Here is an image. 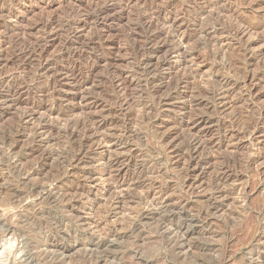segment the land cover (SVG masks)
Returning a JSON list of instances; mask_svg holds the SVG:
<instances>
[{"label": "rangeland", "instance_id": "374dc122", "mask_svg": "<svg viewBox=\"0 0 264 264\" xmlns=\"http://www.w3.org/2000/svg\"><path fill=\"white\" fill-rule=\"evenodd\" d=\"M113 5L119 12L115 11V14L112 11L116 15H112V21L101 26H89L84 20L87 14L96 16L110 10L109 6L113 9ZM157 12L168 15L171 23H175L174 29L170 30L168 25L161 23L165 21L164 16H161L160 22L156 21ZM142 20L157 23L158 30L155 28L147 32L140 24ZM76 24L88 25V28L74 31ZM47 26H51L53 31ZM215 26L219 29L214 36L211 33ZM57 28L61 29L58 31ZM234 28L246 32L239 39H234L225 33L227 30L235 32ZM85 29H91L89 36L84 32ZM168 31H174V34L167 35ZM159 33L164 34V38L155 39L148 46L152 49H146L147 37ZM180 35L184 37V54L173 56L170 48L178 46ZM98 37L101 39L97 41ZM68 38H73L74 45L67 44ZM84 41H92L96 45L83 46ZM39 45L47 47V51L42 59L35 53L36 62L33 57L32 63L17 50H33ZM81 47L84 48L81 50ZM71 50L77 51L76 57L69 54ZM0 58V96L3 101L9 102L13 98L18 102V110L0 108V264H264V121L261 122L259 117L260 109L264 106V0H0ZM146 61L150 62L148 66L143 65L148 63ZM41 64L49 65L48 71ZM74 67L77 76L81 80L88 79L87 87L91 86L87 92L90 93L87 96L90 101H86V106H83L84 103L79 104L81 93L74 91L73 78L66 83L59 78L60 74ZM143 67L155 69L150 74L142 72L140 68ZM53 72L57 75H53ZM118 74L135 75L136 80H150L149 86L145 83L130 85L128 92L132 95V103L135 106L138 104L134 106L137 110L152 108L144 110L147 114L143 113L144 108L131 112L132 118L128 120L132 121L134 137L124 141V152L130 153L124 154L131 162L122 172L107 166L105 168L112 154L104 147L93 148L88 153L89 157L81 155L83 152L78 150L84 143V137L81 136L83 132L71 134L76 124L90 125L88 118L93 113L99 120L102 116L106 118L104 130L119 129L124 117L118 112V96L113 88L114 78ZM150 75L152 77L149 79ZM252 76L255 78V87L245 80V77ZM175 83L179 86L177 94L169 90ZM20 87L24 91L17 95L16 88ZM217 89L220 92L232 90L225 103L218 104V109L222 110L220 114L211 108ZM159 98L164 101L161 113L156 109ZM93 102L99 104L96 106ZM37 107L43 108V114L36 115L32 125L22 123V114H33L30 111ZM139 113L143 115L138 116ZM55 115L58 119H74L65 127V123L57 121ZM108 115L111 117H106ZM203 115L209 116L214 122L223 121L228 126L221 132L216 123L208 125L210 131L207 126H195V122ZM78 117L79 122L75 120ZM140 119L145 123H140ZM254 121L260 123L262 129L255 139H229L234 131L236 134L238 129ZM39 125L46 130H39ZM113 126H117V129ZM50 129L54 133L51 132V139L47 134ZM204 131L208 132L207 139L213 143L211 147L214 149L202 152V156L207 159H211L213 154L219 156V162H213L216 167L230 165L246 184L247 196L244 200L247 202L242 204L244 207L242 202L233 204L234 207L226 206L217 214L218 217L208 212L205 199L183 195L184 166H175L169 157L176 156L162 153L163 145L158 137L168 135L177 144L186 145L191 136L203 135ZM219 140L222 145L217 150ZM213 175V170L206 174L207 184H211ZM90 177L95 178L89 180ZM150 178L157 187L162 185L164 189L172 188L175 196L180 198L177 201L179 203L164 210L152 207L143 214L148 198L138 189V192L124 194L126 201L121 205L124 209L116 211L114 193L111 191L112 195L109 192L115 179L131 180L138 185Z\"/></svg>", "mask_w": 264, "mask_h": 264}, {"label": "bare ground", "instance_id": "6f19581e", "mask_svg": "<svg viewBox=\"0 0 264 264\" xmlns=\"http://www.w3.org/2000/svg\"><path fill=\"white\" fill-rule=\"evenodd\" d=\"M107 1V0H106ZM110 1V0H109ZM112 2V1H111ZM118 2V1H117ZM102 4V3H101ZM105 4V3H104ZM111 4V3H110ZM96 5H98V4H96ZM100 5V4H99ZM106 5V4H105ZM117 6V5H116ZM94 7H96V6H94ZM103 7H104V5H103ZM93 8V7H92ZM99 8H100V10H101V7L99 6ZM109 8H111L110 10H106V11H104V12H101L100 14H95L96 16H92V15H86V17H85V21H86V23L90 26V25H99V26H101V24L103 25V24H106L107 22H109V21H112V15H113V13H112V11H114V13L116 14V12H119V11H116V7L113 5V9H112V6H109ZM94 11H95V9H93ZM91 11V10H90ZM116 11V12H115ZM97 12V11H96ZM89 13V12H88ZM90 13H92V12H90ZM99 13V12H98ZM112 13V14H111ZM79 15V14H78ZM94 15V14H93ZM153 15V14H152ZM82 16V15H81ZM114 16V15H113ZM116 16V15H115ZM114 16V17H115ZM154 16V15H153ZM161 16H164V18H165V21H162L161 23L163 24V25H168V28L170 29V30H172V28H173V26H174V24H172L171 23V21H170V17H168V15H164V14H162V13H160V12H157L156 13V15H155V19H156V21H159L160 22V18H161ZM170 16V15H169ZM84 17V16H83ZM152 17V16H151ZM75 19H76V17H75ZM80 19H83V18H80ZM150 19V18H149ZM74 20V19H73ZM76 21H78V20H76ZM72 22V21H71ZM114 22V21H113ZM241 22V21H240ZM239 22V23H240ZM54 23V22H53ZM52 23V24H53ZM74 23V22H73ZM48 24V23H47ZM70 24V23H69ZM68 24V25H69ZM72 24V23H71ZM141 25H142V27L147 31V32H149V31H153L157 26H158V24L157 23H153L152 21L150 22H148V21H144V20H142L141 21V23H140ZM243 24V23H242ZM56 25V24H55ZM67 25V24H66ZM77 25V24H76ZM87 25V26H88ZM87 26H81L80 24L79 25H77L76 26V28L74 29V31H78V28H86ZM212 26H214V25H212ZM242 26V25H241ZM48 28H50V30L52 29V31H53V28H51V26H47ZM57 26H55L54 28H56ZM59 27H61V25L59 26ZM68 27V26H67ZM75 27V26H74ZM175 27H177V26H175ZM62 28V27H61ZM61 28H59V30L61 29ZM73 28V27H72ZM88 28V27H87ZM93 28V27H92ZM98 28V27H97ZM167 28V29H168ZM218 28V27H217ZM45 29H46V27H45ZM44 29V30H45ZM63 29V28H62ZM67 29V28H66ZM157 29V28H156ZM174 29V28H173ZM219 29V28H218ZM218 29H216V26L215 27H212V33L211 34H214V36H215V34L216 33H218ZM228 29V28H227ZM231 29H233V28H231ZM235 29V28H234ZM248 29V28H247ZM55 30V29H54ZM56 30H58V28L56 29ZM55 30V31H56ZM58 30V31H59ZM69 30V29H68ZM83 30V29H82ZM81 30V31H82ZM90 30L91 29H89V31H86V29H85V33H86V35L88 34V36H89V32H90ZM144 30V31H145ZM158 30V29H157ZM156 30V31H157ZM178 29H176V31H177ZM51 31V32H52ZM64 31V30H63ZM70 31H72V30H70ZM97 31H98V29H97ZM165 31V30H164ZM167 31V30H166ZM220 31V30H219ZM78 32H80V31H78ZM93 32V31H92ZM96 32V31H95ZM99 32V31H98ZM246 32V31H245ZM245 32H243V31H241V29L239 28V29H235V32H233L232 30H227L225 33H228L232 38H234V39H239V37H241V36H243L244 34H245ZM54 32H52V34H53ZM69 33V32H68ZM67 33V34H68ZM72 33V32H71ZM91 33V32H90ZM152 33V32H151ZM156 33V32H155ZM177 33V32H176ZM209 33V32H208ZM64 34V33H63ZM76 34V33H75ZM173 35L174 34V31H173V33H170L169 31H168V33H167V35ZM46 35V34H45ZM58 35V34H57ZM60 35V34H59ZM62 35V34H61ZM73 35V34H72ZM86 35L84 36V38L86 37ZM92 35V34H91ZM99 35V34H98ZM149 35V34H148ZM147 35V36H148ZM164 34H162V33H159V34H156V35H152V36H146L147 37V39L145 40V43H146V49H148V50H150V49H152V48H148V46L155 40V39H157V38H160V37H163L164 38V36H163ZM171 35V36H172ZM176 35V34H175ZM49 36V35H48ZM67 36V35H66ZM78 36H80L79 34H78ZM87 36V37H88ZM100 36V35H99ZM102 36V35H101ZM100 36V37H101ZM183 36H184V33H183ZM182 35H180L179 36V44H178V46L177 47H173V48H170L171 49V53H172V55L174 56L175 54H177L178 56H180L181 54L183 55L184 54V51H182V47H183V37ZM211 36H213V35H211ZM224 36L226 37V34H224ZM52 38H54V35H52L51 36ZM57 37V36H56ZM63 37V36H62ZM100 37H98V39H97V41L99 40V39H101ZM166 37V36H165ZM169 37V36H168ZM173 37H176V36H173ZM223 37V36H222ZM44 38V37H43ZM50 38V37H49ZM48 38V39H49ZM58 38V37H57ZM83 38V37H82ZM90 38V37H89ZM169 38H171V37H169ZM12 39V38H11ZM19 39V38H18ZM55 39V38H54ZM69 39V42H67V44L69 45V44H71V45H74V43H73V41H72V39L71 38H68ZM168 39V38H167ZM167 39H165V40H167ZM174 39V38H173ZM178 39V38H177ZM40 40H41V38H40ZM44 40V39H43ZM50 40H51V38H50ZM61 40V39H60ZM78 40H80V39H78ZM88 40H90V39H88ZM172 40V39H171ZM174 40H176V39H174ZM39 41V40H38ZM46 41V40H45ZM61 41H64V40H61ZM83 41V40H82ZM96 41V42H97ZM23 42V41H22ZM25 42V41H24ZM74 42H76V40L74 41ZM20 43V42H19ZM47 43H48V41H47ZM61 43V42H60ZM63 43V42H62ZM79 43V42H78ZM86 42L84 41V44H83V46H88V45H93V46H95L96 44L95 43H92V41L91 42H88V43H86ZM164 43H165V41H164ZM178 43V42H177ZM14 43H12V45H13ZM17 44V43H16ZM20 44H22L23 45V43H20ZM34 44H37V43H34ZM33 44V45H34ZM98 44V43H97ZM166 44H167V42H166ZM169 44V43H168ZM15 45V44H14ZM19 45V44H18ZM29 45V44H28ZM27 45V46H28ZM44 45H46V44H44ZM50 45H54V44H50ZM70 45V46H71ZM152 45V44H151ZM173 45V44H172ZM30 46V45H29ZM58 46V45H57ZM61 46V45H60ZM63 46V45H62ZM92 46V47H93ZM171 46V45H170ZM175 46V45H174ZM14 47V46H13ZM23 47V46H22ZM39 48H37V47H35V48H33V50H30V49H27V48H18V46H17V48H15V49H17L18 50V53L20 54V55H23V56H25V57H27L29 60H30V62L32 63V61H33V57L35 58L36 57V55H35V53H37L38 54V56L42 59L43 58V56H44V54L46 53V51H47V47H43V45L41 46V45H39L38 46ZM66 47H68V46H66ZM91 47V48H92ZM150 47V46H149ZM13 48V49H14ZM28 48H30V47H28ZM54 48V47H53ZM55 48H58V47H56L55 46ZM69 48V47H68ZM79 48H80V46H79ZM82 48H84V47H81V50H82ZM73 49V48H72ZM76 50H78V48L76 47L75 48ZM90 49V48H89ZM145 50V49H144ZM143 50V51H144ZM147 50V51H148ZM57 51V50H56ZM79 51V50H78ZM58 52V51H57ZM57 52H55V53H57ZM66 52V51H65ZM64 52V53H65ZM151 52H153V51H151ZM55 53H53L54 55H55ZM63 53V54H64ZM144 53V52H143ZM169 53H170V51H169ZM15 54V53H14ZM69 54H71L72 55V57H76V54H77V51H75V50H71L70 51V53ZM68 54V55H69ZM80 54V53H79ZM148 54V53H147ZM168 54V53H167ZM176 55V56H177ZM17 56V55H16ZM171 56V55H170ZM6 57V56H5ZM38 57V58H39ZM52 57H53V55H52ZM56 57V56H55ZM71 57V58H72ZM144 57H145V55H144ZM172 57V56H171ZM17 58V57H16ZM47 58V57H46ZM48 58H50V57H48ZM57 58V57H56ZM1 59V58H0ZM14 59V58H13ZM76 59V58H75ZM23 60V59H22ZM21 60V61H22ZM50 60H52V58H50ZM77 60V59H76ZM1 61V60H0ZM16 61V60H15ZM42 61V60H41ZM45 61V60H44ZM93 61H95V60H93ZM92 61V62H93ZM8 62V61H7ZM17 62V61H16ZM29 62V61H28ZM34 62H36V58H35V61ZM56 62V61H55ZM98 62V61H97ZM146 62H148V63H143V65H146V66H148L149 64H150V62L149 61H146ZM13 63V62H12ZM15 63V62H14ZM23 63H24V61H23ZM95 63V62H94ZM18 64V63H17ZM21 64H22V62H21ZM28 64V63H27ZM38 64V63H37ZM44 64H45V62H44ZM42 65V67L44 68V70H47L48 71V66L49 65ZM58 64V63H57ZM98 64H99V62H98ZM4 65V64H3ZM10 65V64H9ZM23 65V64H22ZM21 65V66H22ZM29 65V64H28ZM92 65V64H91ZM95 66H96V63L94 64ZM154 65V64H153ZM5 66H6V63H5ZM4 66V67H5ZM19 66V65H18ZM38 66H39V64H38ZM66 66V65H65ZM71 66V65H70ZM90 66V65H89ZM146 66H144V67H146ZM158 66V65H157ZM157 66H155V67H157ZM84 67V66H83ZM141 67V66H140ZM140 68V70L142 71V72H149L150 74L153 72V70L155 69H153V68ZM6 68V67H5ZM5 68H3V69H5ZM9 68V67H8ZM22 68V67H21ZM40 68V67H39ZM42 68V69H43ZM49 68H51V66L49 67ZM53 68V67H52ZM92 67H90L89 69H91ZM160 68V67H159ZM158 68V69H159ZM60 69V68H59ZM96 69V68H95ZM98 69V68H97ZM153 69V70H152ZM163 69V68H162ZM233 69V68H232ZM7 70V69H6ZM38 70V69H37ZM86 70V69H85ZM151 70H152V72H151ZM185 70V69H184ZM0 71H2V67L0 68ZM58 71V70H57ZM79 71V70H78ZM82 71V70H81ZM92 71H94V70H92ZM36 72H38V71H36ZM44 72V71H43ZM52 72V71H51ZM55 72H56V70H55ZM87 72H88V70H87ZM130 72V71H129ZM1 73V72H0ZM45 73V72H44ZM49 73V72H48ZM54 73V72H53ZM110 73V72H109ZM112 73V72H111ZM131 73V72H130ZM129 73V74H130ZM149 73H148V75H149ZM156 73V72H155ZM3 74V73H2ZM5 74V73H4ZM3 74V75H4ZM59 74V73H58ZM97 74V73H96ZM114 74V73H113ZM117 74V73H116ZM44 75V74H43ZM52 75V74H51ZM53 75H57V74H53ZM87 75V74H86ZM85 75V76H86ZM90 75V74H89ZM112 75V74H111ZM119 75V74H118ZM126 75V74H125ZM125 75H119L117 78H114L115 80H114V82H113V88H114V91H115V93L117 94V96L118 97H116L117 98V109H118V112H119V114H121L122 115V117H124L120 122H121V124H119L120 125V127H119V125H118V127H119V129H117L115 126H113V127H115L117 130H114V131H106V130H104V128H105V123H106V118H104V116H102V114L103 113H101L100 115L102 116V118H101V120H99L97 117H95V116H93V114L91 115L92 117H90V118H88L90 121L88 122V123H90V125H88V126H86L85 124H83L82 123V125L81 126H79V125H77L76 124V126H75V124H74V126L75 127H73L72 128V126L70 127V128H72V132H71V134H77V133H81V132H83V135H81V136H83L84 137V143H83V145L81 146V148H79L80 150H78V151H80V152H83L81 155H83L84 156V154H85V156L87 155L88 156V153L91 151V150H93V148L95 149V148H100V147H104V148H106L107 150H109V152L112 154L111 155V159L108 161V162H106V165H105V168H106V166H107V168H115L118 172H122L123 171V169L125 168V167H127V166H129V164H130V159H128V157H127V155H125L124 153H126V151L124 152V149H125V143H124V141H126V140H129L131 137H134V136H132V134H133V128H132V121L130 122L128 119L131 117V112H134V111H132L133 109H136L135 107H137L138 106V104H137V102H136V106H135V104H133L132 103V101H131V99H130V96H132V95H130L129 94V86L130 85H137V83L139 84H141V83H145V84H148V86H149V84H150V80H148V79H146V80H142L141 78H139V76H138V80H136V76L135 75H128V76H125ZM146 75V74H145ZM144 75V76H145ZM154 75H156V74H154ZM45 76V75H44ZM93 76H95V75H93ZM113 76H116V75H113ZM144 76H142L143 78H144ZM48 77H50V76H48ZM58 77V76H57ZM136 77V78H135ZM149 77H152L151 75L150 76H148V78ZM10 78V77H9ZM14 78V77H13ZM59 78H60V80L61 81H63V82H65V81H68L70 78L73 80V83H74V91L76 92V91H79L81 94H79V95H81V96H79L80 97V101H79V104H81V103H84V105L83 106H86V101H90V100H88V98H87V96L90 94V93H88L87 94V92L88 91H90V90H88V88L90 89V87H87V80L88 79H84V80H81L80 79V77L79 76H77V71H76V68L74 67V68H70L69 70H66L65 72H63L62 74H60V76H59ZM90 78V77H89ZM110 78V77H109ZM39 79H40V77H39ZM47 78H45V80H46ZM150 79V78H149ZM156 79V78H155ZM154 79V80H155ZM254 79L255 78H253V76L251 77V78H246L245 77V80H246V82L249 84V85H251L252 87H255V85H254ZM6 80V79H5ZM38 80V79H37ZM111 80V79H110ZM7 81H8V79H7ZM55 81V80H54ZM58 81V80H57ZM112 81V80H111ZM110 81V82H111ZM181 81V80H180ZM50 82V81H49ZM56 82V81H55ZM54 82V83H55ZM176 82V81H175ZM245 82V85L247 84ZM15 83V82H14ZM13 83V84H14ZM18 83V82H17ZM21 83V82H20ZM66 83V82H65ZM152 83V82H151ZM174 83V82H173ZM172 83V84H173ZM224 83V82H223ZM8 84V83H7ZM25 84V83H24ZM68 84V83H67ZM112 84V83H111ZM154 84V83H153ZM176 84V83H175ZM219 84V83H218ZM227 84V83H226ZM5 85V84H4ZM73 85V84H72ZM135 85V86H136ZM157 85V84H156ZM167 85V84H166ZM168 85H170V83L168 84ZM231 85V84H230ZM12 85L10 84V87H11ZM18 86V85H17ZM20 86V85H19ZM23 86V85H22ZM50 86V85H49ZM53 86V85H52ZM94 86V85H93ZM147 86V85H146ZM220 86V85H219ZM224 86V85H223ZM223 86H220V87H223ZM8 87V86H7ZM56 87V86H55ZM145 87V86H144ZM152 87H153V85H152ZM161 87V86H160ZM225 87V86H224ZM233 87V86H232ZM27 88V87H26ZM96 88V87H95ZM149 88V87H148ZM167 88V87H166ZM170 88V87H169ZM168 88V89H169ZM2 89H4V88H2ZM17 90H16V94L17 95H20V94H22L23 93V91H24V89L23 88H16ZM32 89V88H31ZM57 89V88H56ZM63 89V88H62ZM157 89V88H156ZM179 86H178V84H176V85H174V87H172V88H170L169 90H171V91H176V94L177 93H179ZM218 89H219V87H218ZM217 89V91L215 92V90H214V92H215V94H213V99H214V105L211 107L212 109H213V112L215 111L216 113H219L220 114V112H222V110L220 111V109H218V104L219 103H225V101L224 100H226L229 96H230V93H231V91L230 90H225L226 92H220L219 90L221 89H219L218 90ZM233 89V88H232ZM6 90V89H5ZM15 90V89H14ZM26 90V89H25ZM46 90V89H45ZM57 90H60V89H57ZM91 90L93 91V89L91 88ZM131 90V89H130ZM151 90H153L152 88H151ZM162 90V89H161ZM167 90V89H166ZM223 90V89H222ZM8 91V90H7ZM42 91V90H41ZM66 92H67V90H65ZM92 91H91V93H92ZM114 91H113V93H114ZM132 91V90H131ZM131 91H130V93H131ZM15 92V91H14ZM49 92H51V90L49 91ZM58 92V91H57ZM62 92V91H61ZM93 92H95V91H93ZM158 92V91H157ZM209 92V91H208ZM211 92V91H210ZM220 92V93H219ZM29 93V92H28ZM65 93V92H64ZM68 93V92H67ZM96 93V92H95ZM95 93H94V95L93 96H95ZM99 93V92H98ZM97 93V94H98ZM134 93V92H133ZM212 93V92H211ZM253 93V92H252ZM5 94H7V93H5ZM54 94V93H53ZM156 94V93H155ZM169 94H170V92H169ZM168 94V95H169ZM27 95V94H26ZM42 95V94H41ZM49 95V94H48ZM58 95V94H57ZM77 95V94H76ZM101 95V94H100ZM114 95V94H113ZM134 95H136V94H134ZM154 95V94H153ZM16 96V95H15ZM47 96V95H46ZM50 96V95H49ZM56 96V95H55ZM90 96V95H89ZM155 96V95H154ZM175 96V95H174ZM209 95L207 94V97H208ZM13 97V96H12ZM32 97V96H31ZM30 97V98H31ZM52 97V96H51ZM100 97V96H99ZM111 97V96H110ZM134 97V96H133ZM137 97V96H136ZM157 97V96H156ZM161 97V96H160ZM170 97V96H169ZM211 97H212V95H211ZM5 98H6V96H5ZM14 98H16V97H14ZM34 98V97H33ZM43 98V97H42ZM49 98V97H48ZM48 98H46V99H48ZM55 98V97H54ZM53 98V99H54ZM60 98V97H59ZM96 98V97H95ZM139 98V97H138ZM210 98V97H209ZM208 98V99H209ZM11 99V98H10ZM23 99V98H22ZM21 99V100H22ZM29 99V98H28ZM49 99H51V98H49ZM61 99V98H60ZM64 99V98H63ZM79 99V98H78ZM101 99H102V97H101ZM109 98H107V100H108ZM114 99V98H113ZM68 100V99H67ZM103 100V99H102ZM106 100V101H107ZM110 100V99H109ZM133 100V99H132ZM137 100V99H136ZM141 100V99H140ZM139 100V101H140ZM156 100V99H155ZM212 100V99H211ZM8 100H4L3 101V98L0 96V108L2 109L3 107H5V108H7V110H9V109H15L16 108V106H17V104H18V102L16 101V100H14L13 98L11 99V101H9V102H7ZM44 101V100H43ZM52 101V100H51ZM110 101H112V99L110 100ZM115 101V100H114ZM113 101V102H114ZM21 102V101H20ZM40 102V101H39ZM46 102H47V100H46ZM54 102V101H53ZM71 102V101H70ZM76 102V101H75ZM78 102V101H77ZM213 102V101H212ZM44 103V102H43ZM52 103V102H51ZM55 103V102H54ZM86 103V104H85ZM89 103V102H88ZM140 103H141V101H140ZM158 103V102H157ZM164 103V101L161 99V98H159V103L157 104L158 106V108H156V109H158V112L159 113H161V108H162V104ZM27 104V103H26ZM50 104V103H49ZM57 104V103H56ZM65 104V103H64ZM66 104H67V102H66ZM70 104V103H69ZM78 104V103H77ZM99 103L98 102H93V105H98ZM104 104V103H103ZM106 104V103H105ZM116 104V103H115ZM143 104H145V103H143ZM156 104V103H155ZM39 105V104H38ZM63 105V104H62ZM72 105V104H71ZM140 105V104H139ZM142 105V104H141ZM154 105V104H153ZM224 105V104H223ZM53 106V105H52ZM82 106V105H81ZM88 106V105H87ZM103 106V105H102ZM116 106V105H115ZM135 106V107H134ZM144 106V105H143ZM210 106V105H209ZM225 106V105H224ZM26 107V106H25ZM69 107V106H68ZM113 107V106H112ZM142 107V106H141ZM4 108V109H5ZM19 108V107H18ZM29 108V107H28ZM31 108V107H30ZM33 108V107H32ZM56 108V107H55ZM109 108V107H108ZM144 107H142V108H140V109H143ZM223 108V107H222ZM20 109V108H19ZM21 109H23V107H21ZM49 109V108H48ZM53 109V108H52ZM64 109V108H63ZM67 109V108H66ZM70 109V108H69ZM139 109V110H140ZM3 110V109H2ZM16 110H18L17 108H16ZM29 110V109H28ZM42 110H43V108H41V107H37V108H35V110H29L30 112H32L33 114H28V113H23L22 114V117H21V121H22V123H24V124H26V125H28V124H33L34 122H35V119H36V117L38 116V115H40L41 116V114H43L42 113ZM49 110H51V109H49ZM57 110V109H56ZM72 110V109H71ZM89 110V109H88ZM101 110H103V109H101ZM137 110V109H136ZM139 110H137V111H139ZM144 110L146 111V110H152V108H147V107H145L144 109H143V113H144ZM23 111V110H22ZM47 111V110H46ZM92 111V110H91ZM24 112V111H23ZM60 112V111H59ZM90 112V111H89ZM141 112V111H140ZM156 112H157V110H156ZM155 112V113H156ZM46 113V112H45ZM44 113V114H45ZM61 113V112H60ZM83 113H84V111H83ZM86 113V112H85ZM108 113V112H107ZM110 113V112H109ZM143 113L142 114H140L139 113V115L138 116H140V115H143ZM146 113V112H145ZM144 113V114H145ZM148 113V112H147ZM146 113V114H147ZM150 113V112H149ZM153 113V112H152ZM20 114V113H19ZM57 114V113H56ZM204 114H206V113H204ZM37 115V116H36ZM47 115V114H46ZM60 115V114H59ZM58 115V116H59ZM66 115V114H65ZM69 115V114H68ZM67 115V116H68ZM98 115V114H97ZM107 115V114H106ZM135 115H136V113H135ZM152 115V114H151ZM157 115V114H156ZM159 115V114H158ZM207 115H209V113L207 114ZM40 116H39V119H42V118H40ZM71 116H72V114H71ZM74 116V115H73ZM82 116V115H81ZM80 116V117H81ZM84 116V115H83ZM82 116V117H83ZM90 115H88V117H89ZM110 115H108V116H106V117H109ZM114 116H115V113H114ZM117 116V115H116ZM149 116V117H148ZM154 116V115H153ZM18 117H20L19 115H18ZM43 117V116H42ZM51 117V116H50ZM53 117V116H52ZM66 117V116H65ZM75 117H76V114H75ZM111 117V116H110ZM121 117V118H122ZM145 117V116H144ZM147 117L148 118H150V115H147ZM147 117H146V119H147ZM220 117V116H219ZM259 117H260V120H261V122H263L264 121V106H262L261 107V109H260V114H259ZM55 118H57V121L59 120L60 121V123L61 122H63V123H65L64 125H65V127H68V125H66V124H69V123H71L70 122V120L73 118V117H71V119L70 120H67L68 118H65V120L64 119H62V118H60L59 117V119H58V117L55 115ZM84 118V117H83ZM114 118V117H113ZM118 118V117H117ZM127 120H126V119ZM132 118V117H131ZM139 117H136V120L138 119ZM49 118H47V120H48ZM50 119H52V118H50ZM54 119V118H53ZM61 119L63 120V121H61ZM74 119V118H73ZM86 119V118H85ZM84 119V120H85ZM87 119V120H88ZM46 120V121H47ZM76 121L78 120V122H79V117H78V119L76 118L75 119ZM84 120H83V122H84ZM124 120V121H123ZM135 120V119H134ZM139 120V119H138ZM21 121H19V122H21ZM51 121H54V120H51ZM50 121V122H51ZM56 121V120H55ZM256 121V120H255ZM253 122V123H251V124H248V125H246V126H244V127H242V128H240V129H238L237 130V132H236V134H235V131L231 134V137L229 138V139H234V138H249V139H253L255 136H257V135H259V133H261L262 132V129H261V127H260V123H258V122ZM40 122H41V120H40ZM44 122V121H43ZM49 122V123H50ZM136 122V121H135ZM143 122H144V120H143ZM231 122V121H230ZM229 122V123H230ZM39 123V122H38ZM42 123V122H41ZM51 123H53V122H51ZM136 123H138V122H136ZM135 123V124H136ZM140 123H142L141 122V119H140ZM139 123V124H140ZM145 123V122H144ZM144 123H142V124H144ZM213 123H216V127L218 128V131H222V130H224V129H226L227 128V126H226V123L225 122H223V121H220V120H217V121H212V119L209 117V116H205V115H203L202 117H200L196 122H195V126H197V127H199V126H201V125H204V126H207L208 127V125H212ZM217 123H218V125H217ZM228 123V124H229ZM21 124V123H20ZM37 124V123H36ZM56 125H57V123H55ZM87 124V123H86ZM111 124V123H110ZM134 124V125H135ZM23 125V124H22ZM42 125V124H41ZM46 125V124H45ZM49 125V124H48ZM51 125H53V124H51ZM116 125V124H115ZM54 126V125H53ZM59 126V125H58ZM58 126H57V128H58ZM70 126V125H69ZM112 126V125H111ZM110 126V127H111ZM138 126V125H137ZM137 126H135L136 128H137ZM140 126V125H139ZM33 127H34V125H33ZM38 127V126H37ZM62 127H63V125H62ZM230 127H232V128H235L234 126H230ZM39 130H46L45 128H43V127H41L40 125H39ZM69 128V129H70ZM107 128V127H106ZM206 128V127H205ZM34 129V128H33ZM56 129V128H55ZM63 129V128H62ZM110 129V128H109ZM109 129H107V130H109ZM202 129V128H201ZM26 130V129H25ZM29 130V129H28ZM31 130V129H30ZM35 130V129H34ZM60 130V129H59ZM66 130V129H65ZM64 130V131H65ZM134 130H136V129H134ZM207 130H209V127H208V129ZM235 130V129H234ZM210 131V130H209ZM25 132V131H24ZM31 132V131H30ZM38 132V131H37ZM45 132V131H44ZM52 129H50L48 132H47V134L49 135V139H51L52 137ZM56 132V131H55ZM62 132V131H61ZM67 132V131H66ZM135 133H136V131H134ZM18 133V132H17ZM22 132H19L18 134H21ZM32 133V132H31ZM30 133V134H31ZM39 133V132H38ZM58 133V132H57ZM37 134V133H36ZM35 134V135H36ZM56 134V133H55ZM63 134V133H62ZM165 134V133H164ZM34 135V134H33ZM34 135V136H35ZM40 136H42V133H40L39 134ZM53 135H54V133H53ZM68 134H66V136H67ZM134 135V134H133ZM157 135H158V133H157ZM80 136V135H79ZM80 136V137H81ZM36 137V136H35ZM34 137V138H35ZM55 137H56V135H55ZM59 137V136H58ZM69 137V136H68ZM70 137H71V135H70ZM76 137V136H75ZM83 137H82V139H83ZM158 137H160L161 138V143H162V145H163V151H162V153L164 152L166 155H168V156H176V157H173V158H171V157H169V159H170V161L171 162H174V164H175V166H184V168H183V174H184V178H183V184H182V188H181V190L183 191V195L185 194V196H188L189 198H193V197H201V198H203V199H205V201H206V203H207V210H208V212H213V213H211V215L213 214V215H215V217L217 216L218 217V215L217 214H219V213H221V211H222V209L224 208V207H226V206H233V204H237V203H240V202H242L241 203V205L242 204H244L245 202H247V201H245L244 199L246 198V196H247V193H246V184L245 183H243V178H242V176H240V174L239 173H237L236 172V169H234L233 167H231L229 164H227V165H229V166H226V167H222L221 165V167H216V165L213 163L214 162V160H217L218 161V157L219 156H216L215 154H213V155H215V156H213L212 154V158L211 159H207V158H205L204 156H202V152H205V151H209L211 148H213V147H211L212 146V142H210L208 139H207V137H208V132H206V131H204V134L202 135H193V136H191V139L189 140V142H186L187 144L186 145H183V143L181 144V143H179L178 142V144L176 143V142H174L171 138H170V136H168V135H162V136H159L158 135ZM37 138V137H36ZM41 138V137H40ZM45 138V137H44ZM43 138V139H44ZM54 138V137H53ZM59 139V138H58ZM81 139V138H80ZM81 139V140H82ZM255 139V138H254ZM33 140V139H32ZM38 140V139H37ZM55 140H56V138H55ZM76 140V139H75ZM4 141V140H3ZM39 141V140H38ZM47 140H45V142H46ZM160 141V140H159ZM220 142V145H218V147L216 146V149L217 150H219V146H221L222 145V142H221V140H219ZM252 141V140H251ZM11 142H12V139H11ZM10 142V143H11ZM58 142V141H57ZM128 142V141H127ZM126 142V143H127ZM53 143V142H52ZM78 143H79V141H78ZM82 143V142H81ZM185 143V142H184ZM12 144V143H11ZM43 144V143H42ZM57 144V143H56ZM159 144V143H158ZM22 145H23V143H22ZM48 145H52V144H48ZM79 146V145H78ZM129 147V146H128ZM129 149V148H128ZM214 149V148H213ZM131 150V149H130ZM212 150V149H211ZM217 150H215V151H217ZM78 151H77V153H78ZM94 152V151H93ZM212 152V151H211ZM76 153V154H77ZM107 153V152H106ZM109 153V154H110ZM127 153H129L128 151H127ZM126 153V154H127ZM213 153H215V152H213ZM75 154V155H76ZM80 154V153H79ZM130 154V153H129ZM131 154H133V153H131ZM136 154V153H135ZM96 155V154H95ZM137 155V154H136ZM84 156V157H85ZM114 156H116V158L115 159H113L114 158ZM73 157H75V156H73ZM76 157H78V156H76ZM89 157V156H88ZM130 157V156H129ZM204 157V158H203ZM207 157V156H206ZM209 157V156H208ZM80 158V157H79ZM77 159L78 161H80V159ZM73 160H74V158H72ZM71 159V160H72ZM166 159V158H165ZM72 160V161H73ZM84 160V159H83ZM82 160V161H83ZM103 160V159H102ZM135 160V159H134ZM107 161V160H106ZM169 161V162H170ZM69 162V161H68ZM219 162V161H218ZM226 162V161H225ZM228 162V161H227ZM70 163V162H69ZM68 163V164H69ZM72 163V162H71ZM92 163V162H91ZM136 163V162H135ZM135 163H134V165H135ZM141 163V162H140ZM64 164V163H63ZM75 164L76 163H74V165L73 166H75ZM103 164H105L104 163V161H103ZM133 164V163H132ZM137 164V163H136ZM85 165V164H84ZM95 165V164H94ZM223 166H224V163L222 164ZM70 166H71V164H70ZM147 167V166H146ZM66 168V167H65ZM104 168V169H105ZM131 168V167H130ZM137 168H138V166H137ZM71 169V168H70ZM103 169V170H104ZM129 169V168H128ZM146 169V168H145ZM154 169H156V168H154ZM109 170V169H108ZM141 170V169H140ZM149 169H147V171H148ZM153 170V169H152ZM211 170H213V173H214V175H213V178H212V180L210 181L211 182V184L209 185V184H207V182H205V179H207V178H205V176H206V174L207 173H209V172H211ZM143 171V170H142ZM154 171V170H153ZM215 171V172H214ZM258 171V170H257ZM141 172V171H140ZM152 172V171H151ZM259 172V171H258ZM125 173V172H124ZM131 173V172H130ZM156 173V172H155ZM159 173V172H158ZM66 174V173H65ZM113 174V173H112ZM111 174V175H112ZM123 174V173H122ZM121 174V175H122ZM126 174V173H125ZM128 174V173H127ZM134 174V173H133ZM161 173H159V175H160ZM182 174V173H181ZM117 175V174H116ZM140 175V174H139ZM149 175V174H148ZM147 175V176H148ZM152 175H153V173H152ZM6 176V175H5ZM22 176V175H21ZM145 176V175H144ZM147 176H146V179H147ZM208 176V175H207ZM123 177H124V175H123ZM141 177V176H140ZM154 177V176H153ZM156 177V176H155ZM182 177V176H181ZM210 177V176H209ZM38 178V177H37ZM95 178V177H94ZM94 178H92V177H90L89 178V180H93ZM145 178V177H144ZM157 178V177H156ZM156 178H154L155 180H156ZM3 179V178H2ZM131 179V178H130ZM137 180V179H136ZM141 180V179H140ZM143 180V179H142ZM145 180V179H144ZM161 180V179H160ZM139 180H137V182H138ZM133 182V181H132ZM131 182V180H128V182H126L125 180H119V179H115L114 181H113V184H112V188H111V190L109 191V192H113L114 193V195H113V193H112V195L114 196L113 198H114V200H113V198H112V200H113V205H114V207H115V209H116V211H119L121 208H122V204H124V200H125V197H124V194H125V196H126V193H129V192H132L133 193V191H137L138 189H140L141 190V192H140V190H139V193H143V195L145 194L146 195V197L148 198V199H146L147 200V202H146V207H144V209H143V214H145L146 212H148L149 210H150V208H152V207H155L157 210H164V209H169L170 207H172L175 203H177V201L178 200H180V198H178V197H176L175 196V194H174V190L171 188H162L161 186H156V184H155V182H153V180L150 178L149 180H145V181H143L142 183H139L138 185H136L135 183H132ZM135 182V181H134ZM148 182V183H147ZM151 182H153V183H151ZM147 183V185L145 186V184ZM162 182H160V184H161ZM111 186V185H110ZM169 187V186H168ZM47 189V188H46ZM41 190V189H40ZM39 190V191H40ZM59 191V190H58ZM180 191V190H179ZM7 192V191H6ZM21 192V191H20ZM62 192V191H61ZM138 192V191H137ZM8 193V192H7ZM12 193V192H11ZM36 193V192H35ZM177 193V192H176ZM130 194V193H129ZM81 195H82V193H81ZM86 195H87V193H86ZM95 195H96V193H95ZM129 196V195H128ZM141 196V195H140ZM31 197V196H30ZM82 197V196H81ZM145 197V196H144ZM143 197V198H144ZM245 197V198H244ZM74 198V197H73ZM141 198V197H140ZM84 199V198H83ZM108 200L110 199V198H107ZM142 199V198H141ZM80 200V199H79ZM86 200V199H85ZM111 200V201H112ZM145 200V199H144ZM242 200V201H241ZM84 201V200H83ZM107 201V200H106ZM126 201V200H125ZM110 202V201H109ZM13 203V202H12ZM179 203V202H178ZM177 203V204H178ZM182 203V202H181ZM15 204V203H14ZM110 205L112 204V203H109ZM246 204V203H245ZM109 205V206H110ZM182 205V204H181ZM183 206H186V205H183ZM229 206V207H230ZM236 206V205H235ZM243 206V205H242ZM124 207V206H123ZM158 207V208H157ZM234 207V206H233ZM239 207V206H238ZM238 207H237V209H238ZM244 207V206H243ZM246 207V206H245ZM111 208V207H110ZM128 208V207H127ZM112 209V208H111ZM122 209H124V208H122ZM121 209V210H122ZM110 210V209H109ZM225 210V209H224ZM264 210V209H263ZM30 212V211H29ZM121 212V211H120ZM142 212V211H141ZM162 212V211H161ZM182 212V211H181ZM224 212V211H223ZM223 212H222V215H224L223 214ZM227 212V211H226ZM100 213V212H99ZM155 213V212H154ZM188 213V212H187ZM230 213V212H229ZM112 214V213H111ZM116 214H117V212H116ZM210 214V213H209ZM207 215H208V213H207ZM206 215V216H207ZM221 215V214H220ZM100 216V215H99ZM131 216V215H130ZM129 216V217H130ZM140 216H141V214H140ZM226 216V215H225ZM142 217V216H141ZM140 217V218H141ZM208 217V216H207ZM22 218V217H21ZM143 218H144V216H143ZM191 218V217H190ZM209 218H211V217H209ZM121 220V219H120ZM139 220V219H138ZM111 222V221H110ZM115 223V222H114ZM120 223V222H119ZM210 224V223H209ZM23 225V224H22ZM21 225V226H22ZM90 225V224H89ZM167 225V224H166ZM122 227V226H121ZM120 227V228H121ZM132 227V226H131ZM16 228V227H15ZM96 229V228H95ZM169 229V228H168ZM10 232V231H9ZM8 232V233H9ZM112 232V231H111ZM118 233V232H117ZM178 233V232H177ZM7 236V235H6ZM173 236V235H172ZM114 237V236H113ZM111 241H113V240H111ZM110 241V242H111ZM114 242V241H113ZM260 246V245H259ZM181 249V248H180ZM258 260V259H257Z\"/></svg>", "mask_w": 264, "mask_h": 264}]
</instances>
